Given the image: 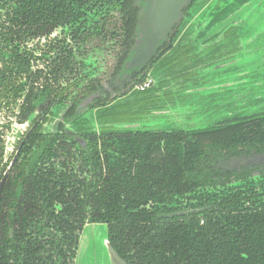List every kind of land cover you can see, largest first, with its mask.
<instances>
[{"label": "flooded vegetation", "instance_id": "obj_1", "mask_svg": "<svg viewBox=\"0 0 264 264\" xmlns=\"http://www.w3.org/2000/svg\"><path fill=\"white\" fill-rule=\"evenodd\" d=\"M249 3L191 0L171 41L169 36L149 62L127 76L121 68L135 40L127 14L129 6L136 13L133 0L96 4L97 9L88 13L100 14L87 23L90 30L81 43L73 40L68 26L25 37L0 26V207L6 186L23 183V190L33 193L37 205L24 223L32 227V237L43 243L53 264H74L83 229L114 224L110 211L130 209L135 202L145 201L140 207L157 209L166 221L180 222L231 203L237 208L264 207V110L204 127L235 126L242 129L243 141L234 153L219 150L214 157L202 158L203 164L198 159L185 167L181 156L175 179L169 175L171 164L163 146L169 134L190 130H131L118 125L140 112L161 109L158 92L164 98L171 91L189 92L186 84L195 77H262L235 66L241 52L235 17ZM178 55L167 63L168 57ZM157 156L167 159L162 160L165 166H158L160 184H145L141 198V192L133 190L134 182L141 179L142 162ZM237 192L251 195L250 201L244 196L245 201L236 197L223 202ZM23 197L16 202L29 205L30 199ZM8 201L14 204L12 198ZM8 214L6 222L15 227L23 221ZM15 237L10 228L9 239ZM12 248L18 249L16 240Z\"/></svg>", "mask_w": 264, "mask_h": 264}, {"label": "trees", "instance_id": "obj_2", "mask_svg": "<svg viewBox=\"0 0 264 264\" xmlns=\"http://www.w3.org/2000/svg\"><path fill=\"white\" fill-rule=\"evenodd\" d=\"M10 1L0 0V26L6 27L3 29L4 32L10 30L16 36L20 32L24 37L36 36L56 27L65 29L68 26L72 27L70 31L73 40L81 43L85 33L90 30L87 23L100 14L97 10L92 14L88 11L97 9L96 4L103 0H15L14 5L9 4L7 7ZM135 1L133 0L136 13H131V6L130 12L127 13L129 34L133 35L134 39L139 13ZM81 29L83 32H80ZM175 34V30H172L169 35L170 41ZM179 57V55L173 59L168 57L167 63L171 65L172 61L178 60ZM185 75L191 76V73ZM224 127L213 126L169 134L163 146L165 156L171 164L168 169L169 175L175 179L176 172L181 168L180 163H177L178 159L181 161L185 158L183 166L190 167L192 161L199 159L203 164L202 158L214 157L219 154V150L234 153L235 146L243 141L242 129H236L232 125ZM162 160L167 162L163 157ZM162 160L157 156L142 162L138 172L141 179L137 178L133 187L137 193L141 192V198L145 197L143 192L145 184L149 182L151 186L160 184L158 166L164 165ZM146 166L149 169H145ZM23 186V183L20 187L6 186L3 193L4 203L0 207V264H53L52 257L44 254L47 249L43 243L38 242L35 235L32 237L34 234L31 231L32 227L24 223L25 216L33 212L32 208H35L37 202L33 193L24 191ZM237 193V195L232 193L223 202H233L236 197L238 202L245 201L244 196L247 198L251 196ZM22 196L23 199H30L31 203L25 205L16 202ZM11 198L14 204L9 203L8 199ZM145 203L135 202L130 209L118 213L110 211L115 223L107 226V239L126 264H264V207L237 208V205L231 203L225 208L217 207L202 211L193 221L180 222L171 219L166 221V217L159 215L157 209L140 207ZM5 206H8L6 214ZM10 211L16 219L23 220L17 227L11 221L6 222ZM10 228L16 231L15 240L18 244L16 250L12 248L15 240L9 239ZM41 229L45 230V227L41 226ZM41 255H44L46 261Z\"/></svg>", "mask_w": 264, "mask_h": 264}, {"label": "rangeland", "instance_id": "obj_3", "mask_svg": "<svg viewBox=\"0 0 264 264\" xmlns=\"http://www.w3.org/2000/svg\"><path fill=\"white\" fill-rule=\"evenodd\" d=\"M235 18L240 30L241 45L235 66L245 68V71H256L262 77H195V86L192 82L186 84L189 90L192 89L189 92L171 91L166 98L162 97L163 92H158L156 103L161 109L140 112L136 117L123 119L124 122L118 125L131 130L147 131L203 129L235 115L263 111L264 0H250L248 6ZM197 86L202 88L193 90ZM106 238V225L84 228L74 264H111L109 253L104 247Z\"/></svg>", "mask_w": 264, "mask_h": 264}, {"label": "water", "instance_id": "obj_4", "mask_svg": "<svg viewBox=\"0 0 264 264\" xmlns=\"http://www.w3.org/2000/svg\"><path fill=\"white\" fill-rule=\"evenodd\" d=\"M191 0H136L139 9L135 43L130 50L121 74L127 76L140 70L169 41L174 27L181 21L182 11ZM1 191V185H0ZM105 248L111 264H126L110 246L108 239Z\"/></svg>", "mask_w": 264, "mask_h": 264}]
</instances>
